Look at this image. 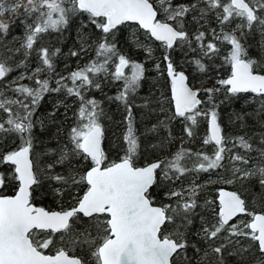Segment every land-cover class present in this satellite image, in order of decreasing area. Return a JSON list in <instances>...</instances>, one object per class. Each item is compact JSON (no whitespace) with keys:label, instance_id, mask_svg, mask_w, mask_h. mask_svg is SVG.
I'll return each mask as SVG.
<instances>
[{"label":"snow or ice","instance_id":"snow-or-ice-1","mask_svg":"<svg viewBox=\"0 0 264 264\" xmlns=\"http://www.w3.org/2000/svg\"><path fill=\"white\" fill-rule=\"evenodd\" d=\"M0 52V264H264V0H0Z\"/></svg>","mask_w":264,"mask_h":264},{"label":"trees","instance_id":"trees-1","mask_svg":"<svg viewBox=\"0 0 264 264\" xmlns=\"http://www.w3.org/2000/svg\"><path fill=\"white\" fill-rule=\"evenodd\" d=\"M134 27V26H133ZM132 29H128L125 31L124 35L127 36L128 32H130ZM22 33V29L19 28V27H16L12 34L8 37V43L11 45L12 43V36L13 35H20ZM67 35V34H66ZM74 40H75V32L73 31L70 35H69V38L67 41H65L64 45H63V50L64 52H67L68 49L70 47H72L73 43H74ZM250 43H254V41H250ZM18 46V45H16ZM154 49H155V56L156 57H161L162 56V52H163V49H161L159 46H158V43L156 45H154ZM125 52H127L128 54H130L134 59H137V60H143L144 59V56H143V53L142 52H139L137 50H135L134 48H132L131 46H128L126 45L123 49ZM226 49H224L220 54H219V57L216 59V65H223L222 69H220L218 71V75L220 77H225V75L230 71V67L226 64H223V56L226 55ZM250 53L251 55L253 56H258L259 55V52L257 49L253 48L250 50ZM0 54H2V52H0ZM181 57V54L179 52H176L174 53V58L179 60ZM82 62V61H81ZM76 59L75 58H64V57H61L60 59L57 60V71H60V72H65V71H71L73 68L76 67ZM65 64H68L69 67L68 68H65ZM163 66V65H162ZM147 67L149 68V75L150 77L152 76H155V72L154 70H152V64L151 62L148 63ZM189 71H191V69H189ZM17 73L16 72H13L12 75H16ZM195 73H193L194 75ZM191 78V77H190ZM151 83V79L146 82L145 84V87L141 90V96H145L147 95V92H148V85ZM105 91L109 94V95H112L115 93L116 91V88L115 87H112L110 89L106 88ZM93 95L97 96V98H103L101 96L100 93H92ZM62 98V97H60ZM53 99V97H45V101L42 103V107L40 109L41 112L44 111V108L45 106H47L49 109L51 107V104H50V100ZM137 103H142L143 101L142 100H137L136 101ZM104 107L105 109L107 110L108 112V115L111 117V120L109 119H105L104 120V124H105V129H106V132H105V140H104V148L106 150V152H108L109 154V158L110 159H115L116 156H117V152H116V146L118 144H121L122 141L120 140V137L122 136V133L124 131V126L120 123H118L119 121L122 120V112L121 111H118L117 110V105L115 103H112V104H109L107 101H105V104H104ZM233 107L239 111L241 110V108L243 107V101H238L236 102ZM249 111L251 109H248ZM144 111L143 109H138L136 110V115H137V119L139 121L140 119V113ZM231 111V109H227V108H224L222 109V116H223V123L224 125L226 126V132L229 133V134H232V135H236V134H242L240 128H239V125H236V126H231L228 124V117H227V113ZM163 117L160 116V117H157V116H153L152 118L148 119V120H145L143 122H138L137 124V128H138V132H143L144 131V128L145 126L147 127H151L152 124L154 123H157V120L158 119H162ZM252 122L249 121V124H251ZM249 132L251 131H254V130H257L255 127L253 128H249L247 129ZM174 133L178 132L179 131V126L177 125L176 127H174L173 129ZM205 131V128L202 126L201 129H200V132L201 134H203ZM155 136L154 134L153 135H150L149 136V140L153 141L155 140ZM141 139L143 140L144 138L141 137ZM8 145H5V147H7ZM189 147H191L193 150H197L200 148L201 146V141L200 139L198 138L194 143L188 145ZM175 145L172 146V150H175ZM209 152H211V148L208 149ZM167 153H163L162 155H166ZM139 163H143V159H141L140 161H138ZM187 179H190V178H185V181ZM207 179V175L206 174H202L200 176V180L203 181ZM227 186H230V187H233V188H238L239 187V184L237 185H227ZM217 186H213L211 189H210V192L211 194L215 195V188ZM254 192L256 193H259V189L258 188H255L254 189ZM44 203L46 204H51V201L50 200H47V201H44ZM190 254H191V250H190Z\"/></svg>","mask_w":264,"mask_h":264},{"label":"water","instance_id":"water-1","mask_svg":"<svg viewBox=\"0 0 264 264\" xmlns=\"http://www.w3.org/2000/svg\"><path fill=\"white\" fill-rule=\"evenodd\" d=\"M230 73V71L225 75V77ZM224 187H226L228 190H235V188L224 185Z\"/></svg>","mask_w":264,"mask_h":264},{"label":"rangeland","instance_id":"rangeland-1","mask_svg":"<svg viewBox=\"0 0 264 264\" xmlns=\"http://www.w3.org/2000/svg\"><path fill=\"white\" fill-rule=\"evenodd\" d=\"M194 75H197V76H199V74H197V73H195ZM185 182H188V179H187Z\"/></svg>","mask_w":264,"mask_h":264}]
</instances>
